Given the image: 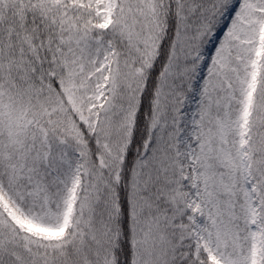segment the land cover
<instances>
[{
    "label": "snow or ice",
    "instance_id": "1",
    "mask_svg": "<svg viewBox=\"0 0 264 264\" xmlns=\"http://www.w3.org/2000/svg\"><path fill=\"white\" fill-rule=\"evenodd\" d=\"M0 264H264V0H0Z\"/></svg>",
    "mask_w": 264,
    "mask_h": 264
}]
</instances>
